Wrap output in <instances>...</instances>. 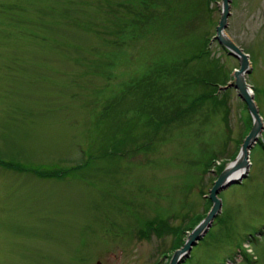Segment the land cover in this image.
Listing matches in <instances>:
<instances>
[{"label": "rangeland", "instance_id": "rangeland-1", "mask_svg": "<svg viewBox=\"0 0 264 264\" xmlns=\"http://www.w3.org/2000/svg\"><path fill=\"white\" fill-rule=\"evenodd\" d=\"M220 8L0 0V264H168L251 125L221 87L239 62L212 40ZM230 12L263 130L247 175L220 191L221 211L180 264H264V0H231ZM184 105L179 120L144 126ZM149 221L166 227L143 234Z\"/></svg>", "mask_w": 264, "mask_h": 264}, {"label": "water", "instance_id": "water-1", "mask_svg": "<svg viewBox=\"0 0 264 264\" xmlns=\"http://www.w3.org/2000/svg\"><path fill=\"white\" fill-rule=\"evenodd\" d=\"M230 8L231 0H221L220 17L215 29L213 40H216L223 48H225L227 53L238 59L239 67L234 70L233 80L222 88L233 87L236 90L238 97L246 105L252 119V125L249 132L242 140L238 153L234 159L226 164L214 180L208 194L211 207L207 214L187 234L182 246L174 250L168 264H180V262L189 255L192 247L206 233L214 217H216L221 211L222 201L218 194L226 187L240 182L242 178L247 175L250 165V149L259 140V136L263 130L262 117L255 103L252 89L246 81V75L251 69L248 54L236 45L225 31L228 25V18L231 14ZM240 170H242L240 174L233 176Z\"/></svg>", "mask_w": 264, "mask_h": 264}, {"label": "trees", "instance_id": "trees-1", "mask_svg": "<svg viewBox=\"0 0 264 264\" xmlns=\"http://www.w3.org/2000/svg\"><path fill=\"white\" fill-rule=\"evenodd\" d=\"M204 54V53H203ZM202 80L203 81H205L206 83H205V85H209V86H212L211 84V82H213V81H211V80H209V79H206V78H202ZM136 87H133V88H130V89H135ZM204 96H209V97H214L216 94H215V91H208V92H203L202 93ZM201 94V95H202ZM125 94H121V95H119L118 97H117V100L116 101H114L115 103H117L118 102V100L119 99H121L123 96H124ZM201 98H203V97H200L199 99H201ZM113 102V105L115 106V103ZM187 103V102H186ZM244 105V104H243ZM141 107H142V110L144 111V109L145 110H147L148 109V107H152V108H154L153 107V104H151L150 105V102H146L144 105H141ZM245 107V106H244ZM185 108V105L184 106H180V107H177V108H173V110H171V111H169V113L164 117V118H158V119H156V118H151V119H149L148 117H145L144 118V121H145V124H144V126H148V127H151V128H153V129H159V127L162 125V124H165V125H167V124H170V123H173V122H175V121H177V120H179L180 119V117H182V116H185L184 115V110H188V109H186L187 108V106H186V108ZM184 109V110H183ZM106 114H108V112L106 113ZM106 116H108V115H105L104 117H106ZM141 119V117H139V120ZM137 122V121H136ZM150 139L151 138H149V141L148 142H151L150 141ZM115 142H116V140H114ZM147 142V143H148ZM146 143V144H147ZM117 144V143H116ZM148 145V144H147ZM116 148H117V145H116ZM116 148H114L113 146H112V149H116ZM116 150H118V149H116ZM124 150V149H123ZM115 152H117V151H115ZM215 159V158H214ZM213 160V159H212ZM224 167V166H223ZM223 167L222 168H218V171L220 170H222L223 169ZM42 172H44L43 173V175H46V176H61V175H66L67 173H69V171L68 170H52V169H49V170H45V171H42ZM165 222L164 221H160V222H154V221H149V222H147V223H145V226H144V228L140 231V232H142L143 234H147L148 232H149V230H151V229H153V230H155V231H163L164 229H165Z\"/></svg>", "mask_w": 264, "mask_h": 264}, {"label": "bare ground", "instance_id": "bare-ground-1", "mask_svg": "<svg viewBox=\"0 0 264 264\" xmlns=\"http://www.w3.org/2000/svg\"><path fill=\"white\" fill-rule=\"evenodd\" d=\"M242 170H240L239 172L235 173L233 176H237L238 174H240Z\"/></svg>", "mask_w": 264, "mask_h": 264}]
</instances>
